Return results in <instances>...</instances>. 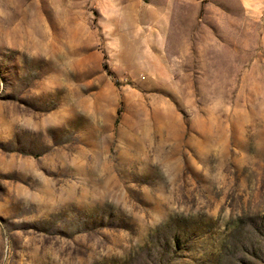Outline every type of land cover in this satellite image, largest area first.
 Here are the masks:
<instances>
[{
    "label": "rangeland",
    "instance_id": "rangeland-1",
    "mask_svg": "<svg viewBox=\"0 0 264 264\" xmlns=\"http://www.w3.org/2000/svg\"><path fill=\"white\" fill-rule=\"evenodd\" d=\"M0 264H264V0H0Z\"/></svg>",
    "mask_w": 264,
    "mask_h": 264
}]
</instances>
